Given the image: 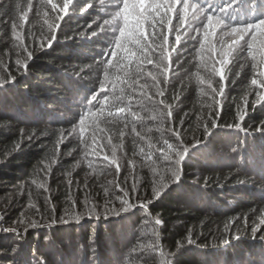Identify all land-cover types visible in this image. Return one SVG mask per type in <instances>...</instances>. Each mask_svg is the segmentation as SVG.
I'll list each match as a JSON object with an SVG mask.
<instances>
[{
    "label": "trees",
    "instance_id": "trees-1",
    "mask_svg": "<svg viewBox=\"0 0 264 264\" xmlns=\"http://www.w3.org/2000/svg\"><path fill=\"white\" fill-rule=\"evenodd\" d=\"M54 2L63 4V0ZM198 2L208 7L205 0ZM17 3L27 10L28 0H0V78H15L14 86L0 89V119L7 120L0 126V228L17 227L21 234L0 230V264H38L42 259L46 264H160L162 259L171 261L173 255L176 264H264V225L260 223L264 213V108L252 107L256 90L250 85L251 62L243 70V59L229 65L223 110L217 115L215 107H209L213 104L210 96L202 94L210 90L198 85L194 75L199 63L195 59L198 41L190 37L196 33L182 38L179 51L173 54L175 74L167 89L175 126L182 129L189 149L181 181L164 191L150 214L110 212L106 219V205L119 209L118 197L123 195L113 182L131 192L129 160L135 161L131 171L139 181L132 203L137 195L151 196L153 174L139 155V146L147 151L146 141L134 136L129 126L117 149L118 178L114 167L102 168L94 160L89 168L75 135L55 151L57 133L71 128L85 106L80 101L99 89L103 66H98V54L107 46L106 36H111L99 31L101 17L107 18L100 0H74L67 15L60 13V20L55 19L57 14L50 5L38 15L40 0H32L28 21L17 30L23 44L12 33L13 19L19 24ZM86 3L93 8L85 7ZM45 10L49 21L58 25L51 47V33L42 15ZM171 40L175 42L174 36ZM25 48L33 56L27 72L17 65V60L27 58ZM245 94H249L247 114L241 128L228 127L238 122L237 106L244 107ZM142 115L145 119L137 124L138 130L145 129L153 143L162 145L156 122L147 119V112ZM214 120L219 125L216 128L211 127ZM148 127L153 129L151 133L146 131ZM205 127L211 135H206ZM163 135L175 139L171 133ZM196 141H200L197 148L193 147ZM113 142L121 143L118 132ZM106 150L111 153L110 146ZM53 158L57 162L45 177V167ZM45 181L50 189L47 193L41 187ZM69 191L75 208L69 203ZM45 195L50 196V203L45 202ZM86 200L95 206L99 219L89 215ZM30 203L35 207L30 208ZM156 217L163 221L161 226L155 225ZM25 218L40 225L29 228L26 235L24 225L13 223ZM157 232L161 248L155 247ZM189 233L190 245L186 240ZM178 241L183 242L180 252Z\"/></svg>",
    "mask_w": 264,
    "mask_h": 264
},
{
    "label": "snow or ice",
    "instance_id": "snow-or-ice-1",
    "mask_svg": "<svg viewBox=\"0 0 264 264\" xmlns=\"http://www.w3.org/2000/svg\"><path fill=\"white\" fill-rule=\"evenodd\" d=\"M208 7L202 6L198 0H100V8L107 18L101 17L102 24L99 31L111 33L106 36L107 46L98 54V66H103L102 76L99 78V89L93 91L90 96H86L80 101L85 105L78 118L71 123V128L61 130L57 133L55 151L58 153L60 145L69 136H77L81 147L83 159L88 163L89 168H93V160L102 168H115L116 177H119L121 165L117 156V149L123 144L124 138L128 135L129 126L131 133L139 137L141 141H146L147 151L144 146H139V155L143 158L146 166L152 171L151 196L140 198L136 196V203H132L133 193L137 192L139 181L133 175L135 161L129 160L128 167L133 178L131 192L117 182H113L115 188L122 192L119 196L120 208L109 209L105 207V218L109 213L120 215L139 210L151 213L155 208L164 191L173 183L181 181L183 163L186 160L189 149L185 145L182 129L177 128L174 123L173 105L167 101L168 85L172 83V76L175 74L173 68V54L179 51V45L183 37H188L189 33L195 32L191 36L192 40L198 41L195 49V59L199 61L196 65V76L198 85L205 86L207 94L213 101L209 107H215L217 115L223 110L222 98L225 94L226 81L231 72V65L238 59H243L241 64L243 70L250 61L253 75L250 85L255 89V99L252 107L257 105L264 108V12L261 7L264 0H205ZM74 0H63L62 6H58L54 0H40L37 14L40 9H47L50 5L52 12L56 13L55 19L63 17L60 13L67 15ZM19 10L18 21H12L13 37L23 44V40L17 31L23 29L28 21L29 12L33 8L32 0H28L27 10H22L19 3L16 4ZM85 7L93 8L92 3H86ZM45 18L48 30L51 33L48 38V46L56 40V29L58 25L50 22L48 12L42 13ZM91 27V25H89ZM183 30V31H182ZM98 35L97 32L92 33ZM175 38L173 43L171 37ZM227 38V39H226ZM43 47V44H41ZM25 61L17 60V65L27 72L28 63L33 59L32 53L27 48ZM151 67H148V66ZM202 73V74H201ZM239 76V73H236ZM219 77V81L215 80ZM215 83L219 87L214 86ZM15 78H0V89L6 86H14ZM99 93H104L101 97ZM248 95L242 97L244 107L237 106V123L227 125L228 127L241 128L242 121L247 114ZM217 97H220L218 99ZM139 108V111L136 110ZM142 112H147V119L156 122V131L161 132L162 145L159 142L153 143L152 138L144 134L145 129L138 130L137 124L145 117ZM7 120L0 119V126L6 125ZM183 124V121H181ZM122 125V127H109ZM171 125V126H169ZM214 120L211 127H218ZM261 129H258V131ZM151 133L153 129H146ZM118 132L120 144L113 142V135ZM171 133L174 140L167 139L163 133ZM206 135H211L205 127ZM106 146L111 147L108 154ZM200 146V141H196L193 147ZM158 152L159 156L155 155ZM133 155H137L136 152ZM89 156L93 159L89 160ZM165 164L161 165L160 162ZM57 161L53 158L50 164L45 167V177L50 176L52 165ZM79 163V162H78ZM128 177H125L127 181ZM69 190L72 181H68ZM47 193L50 189L47 182L41 184ZM107 194V190H106ZM31 196V194H30ZM46 203L51 202L49 195L44 197ZM69 203L75 208L76 201L71 199L69 191ZM30 208L34 204L28 205ZM85 208L89 215L99 214L94 205L89 206L85 201ZM39 212V208L36 209ZM54 211V210H53ZM77 219L80 213H77ZM61 222L67 223L65 217H61ZM3 220V217H0ZM55 223V219L51 221ZM14 224L24 225V234L29 228L39 227L35 220L29 221L27 218L21 219ZM260 223L264 225V213L261 214ZM163 221L155 218V225L161 226ZM0 230L12 232L20 235L17 227H3ZM257 231V229H253ZM156 248H161L162 241L159 233H156ZM187 244H192L191 234L186 237ZM183 242H177V252H180ZM164 256L163 251L160 252ZM38 264H46L43 259ZM160 264H176L175 255L171 261L162 259Z\"/></svg>",
    "mask_w": 264,
    "mask_h": 264
}]
</instances>
